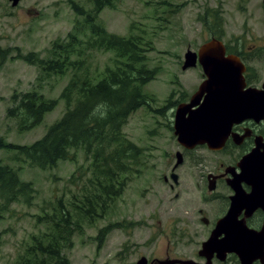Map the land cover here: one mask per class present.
<instances>
[{
	"label": "rangeland",
	"instance_id": "374dc122",
	"mask_svg": "<svg viewBox=\"0 0 264 264\" xmlns=\"http://www.w3.org/2000/svg\"><path fill=\"white\" fill-rule=\"evenodd\" d=\"M207 4V0H117L99 15V23L111 34L142 35L150 40L153 49L147 53V63L158 73L144 87L148 105L132 114L123 129L127 138L141 149L136 172L108 214L85 224L83 232L73 236L72 247L63 251L71 264H136L142 256L165 260L167 250L172 258L204 263L198 251L228 206L223 198L210 206L203 205L202 196L223 195V188L210 194L207 188L197 190V185H202L203 175L212 172L225 158L197 148L185 154V165L176 171L180 188H176L169 174L177 164L176 152H185L172 133L175 105L190 98L202 83L200 70L183 72L182 64L188 49L196 51L208 39L202 24ZM73 5L85 12L94 9L93 0H22L16 8L8 0H0V49L8 51L0 63V137L8 143L33 144L66 111L60 96L72 72L65 76L45 74L24 56L33 53L47 61L55 56L53 42L67 41L76 21L81 19ZM257 13L252 12L253 20L249 21L253 29L260 25ZM261 28L264 30V24ZM228 32L233 35L234 26ZM90 55L93 76L101 75L107 66H114L112 51ZM77 59L76 54L74 60ZM34 91L46 100H57V106L44 116L40 125L20 132L17 118L10 117L8 110L18 105L15 95ZM14 154L0 150V162L16 170L22 182L32 183L36 195L30 205L13 202L6 211H0V232H3L0 264H15L32 235L47 231V226L39 223L36 216L47 209L48 203L60 198L68 201L81 190L70 181L74 173L79 177L87 170V175L80 180V188L90 176L91 162L83 151L76 152L75 161H60L51 169L13 161ZM164 176L168 183L163 180ZM198 209L204 210L201 216ZM202 216L209 219L210 226L201 222ZM116 223L122 227L109 230L100 240V231ZM238 261L232 257L225 264H240Z\"/></svg>",
	"mask_w": 264,
	"mask_h": 264
},
{
	"label": "trees",
	"instance_id": "16d2710c",
	"mask_svg": "<svg viewBox=\"0 0 264 264\" xmlns=\"http://www.w3.org/2000/svg\"><path fill=\"white\" fill-rule=\"evenodd\" d=\"M116 1L93 0V12L73 5L82 20L76 21L67 41L53 42L55 56L49 61L33 53L24 56L45 74L65 76L72 72L60 96L66 111L40 140L31 145H16L0 137V150L13 151L11 160L40 169L54 168L60 161H75L77 151H83L91 164L90 176L81 188L80 180L87 170L81 174L80 169L79 177L76 173L72 175L70 181L81 189L72 200L60 198L48 203L47 209L36 216L47 231L32 235L15 264H71L63 251L72 247L73 236L82 233L85 224L108 214L136 172L141 149L127 138L123 129L132 114L148 105L144 87L156 79L158 70L148 67L147 53L153 49L150 40L142 35L111 34L99 23L103 9L113 7ZM110 51L115 54L114 66H107L101 75L93 76L90 54ZM7 53L0 49V63ZM76 54L79 59L74 60ZM14 100L18 105L9 109L8 114L17 118L20 132L40 125L58 103L46 100L36 91L15 95ZM35 195L32 183L22 182L16 170L0 162V211H6L13 202L30 205ZM116 227L122 224L102 229L99 239ZM2 243L0 232V246Z\"/></svg>",
	"mask_w": 264,
	"mask_h": 264
},
{
	"label": "water",
	"instance_id": "95a60500",
	"mask_svg": "<svg viewBox=\"0 0 264 264\" xmlns=\"http://www.w3.org/2000/svg\"><path fill=\"white\" fill-rule=\"evenodd\" d=\"M12 1L16 7L21 0ZM218 44L201 47L199 56L191 50L185 55L183 71L199 63L207 76L190 102L176 108L173 120L177 142L189 150L203 145L221 150L234 124L245 118L264 119V90H245L243 66L219 52L222 47ZM256 142L257 147L239 164L242 179L230 184L234 195L228 213L217 221L198 252L205 262L175 258L159 260L160 264H213L215 257L225 261L229 254H235L240 264H254L257 260L264 264V223L260 230H256L249 228L244 219H239L243 211L246 218L257 209L264 211V150L261 152V145L258 140ZM175 157L178 166L183 162V155L177 152ZM171 179L176 185L177 175L172 174ZM241 181L251 187L250 193L242 190ZM214 189L215 185L210 183L209 190ZM136 264H148V260L141 257Z\"/></svg>",
	"mask_w": 264,
	"mask_h": 264
},
{
	"label": "flooded vegetation",
	"instance_id": "af4514ba",
	"mask_svg": "<svg viewBox=\"0 0 264 264\" xmlns=\"http://www.w3.org/2000/svg\"><path fill=\"white\" fill-rule=\"evenodd\" d=\"M208 4L205 6L204 22L202 24L205 25V29L207 31L208 39L197 46V50L193 51L198 56L200 55L201 47L209 44H217L221 45L222 49L219 50L223 52L226 58L236 59L243 66V78L245 82V90L251 88L256 89L258 91L264 90V30L261 28V25L264 24V0H207ZM9 4L12 8H16L20 3L14 7L13 1L8 0ZM259 6V8H258ZM252 12H258L257 19L259 21V26L257 28L252 27L249 21L253 20ZM243 20L241 21V18ZM234 26L235 33L233 35H229L228 29ZM240 31V32H239ZM239 32V33H238ZM186 51V53H187ZM184 54V59L185 55ZM199 59V57H198ZM184 64V62H183ZM182 64V65H183ZM188 70H200L203 71L202 66L198 63L197 66L188 69ZM202 82L207 79L204 72L201 73ZM201 85V84H200ZM199 89V88H198ZM197 92V91H196ZM194 92V93H196ZM193 93V94H194ZM192 94V95H193ZM190 98L179 101L175 107L178 108L181 104L189 103ZM175 108V109H176ZM175 111V110H174ZM172 124V130L174 132ZM172 132V133H173ZM174 134V133H173ZM235 135V136H234ZM175 136V135H174ZM177 140V138H176ZM261 145L260 151L264 150V119L261 121H255L254 119H243L241 122L234 124L231 130V135L224 142V146L221 150H213L210 149L207 145L197 146V148H204L210 151L213 154H221L224 156L225 160L218 162L216 168L206 174L203 175V179L200 183L202 185H197V190H204L207 188L210 194L216 192L219 187L223 188V195H212L210 198L206 196L201 197V203L203 205H212L213 202L220 201L222 198L224 202L227 204L226 211L222 217L218 220L226 216L231 204V197L234 195V190H232L231 183L236 182L238 179H242V168L239 166L241 161L245 156L250 154L256 147L257 142ZM179 144V143H177ZM182 150L185 152H180L183 155V162L177 166L175 164L170 171V178L172 174L177 175V183L176 188H180V176L176 173L180 166L185 165V154L190 153L193 150L186 149L182 147ZM177 153V152H176ZM177 162V161H176ZM163 180L165 183H168L167 176H164ZM199 183V184H200ZM211 184L215 185V189L210 191L209 186ZM242 190L246 193L251 192V187L247 185L244 181H241ZM171 189H174L170 186ZM179 195L177 194L176 197ZM204 213L203 209H198V214L201 216ZM245 212L241 213L239 219L245 220L247 226L251 229L260 230L262 228V223H264V211L262 209H257L253 212L252 216L246 218ZM201 222L205 226H210V221L207 217L202 216ZM217 220V221H218ZM215 222L214 226H216ZM214 226L209 230V236L214 230ZM199 252V251H198ZM166 259H175L172 258L167 250ZM199 256V254H198ZM146 257V256H142ZM236 257L235 254H229L225 261H220L216 257L213 259V262L217 261L218 263L225 264L228 259ZM148 260V264H160L158 261L163 260V258H151L146 257ZM200 259L204 260L203 257ZM180 259V258H177ZM187 260V259H184ZM239 260V259H238ZM198 262V261H197ZM212 262V263H213ZM203 263V262H200ZM214 264V263H213ZM254 264H262L260 261H256Z\"/></svg>",
	"mask_w": 264,
	"mask_h": 264
}]
</instances>
